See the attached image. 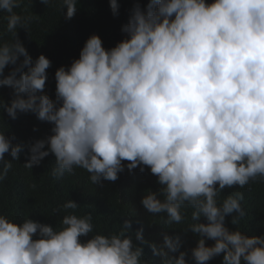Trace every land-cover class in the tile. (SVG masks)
<instances>
[{
  "label": "clouds",
  "instance_id": "obj_1",
  "mask_svg": "<svg viewBox=\"0 0 264 264\" xmlns=\"http://www.w3.org/2000/svg\"><path fill=\"white\" fill-rule=\"evenodd\" d=\"M20 6L0 0L12 34L0 42V86L12 89L0 109L11 119L33 113L52 127L44 139L16 145L0 131V181L25 147V168L51 153L54 178L81 168L94 185L115 182L125 168L147 167L161 185L141 197L148 213L166 214L171 224L183 221L182 208L193 209L185 229L196 236L192 264H209L221 253L222 264H264V235L225 224L233 213V225L245 216L243 194L231 191L264 180V0L136 3L121 28L125 38L105 49L92 34L78 58L56 69L55 99L44 91L50 60L43 54L33 60L17 37L31 20L14 11ZM109 6L117 15V0ZM59 9L71 19L77 0H60ZM226 188L230 195L218 202ZM78 206L71 199L63 204ZM181 244L179 235L167 234L159 246L150 243L127 218L119 232L103 235L93 234L91 214L70 212L59 227L0 215V264H154L144 258V245L159 264H188Z\"/></svg>",
  "mask_w": 264,
  "mask_h": 264
},
{
  "label": "trees",
  "instance_id": "obj_2",
  "mask_svg": "<svg viewBox=\"0 0 264 264\" xmlns=\"http://www.w3.org/2000/svg\"><path fill=\"white\" fill-rule=\"evenodd\" d=\"M20 2L21 6L14 11L18 15L31 17V20L26 30L17 29V37L33 60L40 54L50 60L44 91L55 99L56 69L60 66L67 67L73 59L78 58L85 41L92 34L101 38L105 49L114 47L125 38L126 34L121 28L128 22L133 5L139 3L145 8L149 0H117V15H113L109 0H77V11L71 19H65L61 13L60 0H49L48 5L41 0ZM211 2L212 0H206V3ZM7 16L8 13L0 11V42L12 40V34L7 31ZM12 67H6L5 75ZM11 99L12 89L0 86V100L8 103ZM51 127L50 123L40 121L33 113H18L16 119H11L0 109V131L14 145L44 139L51 134ZM44 150H47V145ZM28 155L25 147L19 153L18 160L12 161L13 167L7 179L0 181V215L17 223L28 218L59 227L63 216L70 212L77 216L91 214L93 234L103 235L119 232L123 219L127 218L132 222L133 232L143 228L144 239L158 246L163 243V234L179 235L182 240L180 251L187 253L186 260L188 264H192L190 249L196 245V236L185 229L192 223L193 209L189 206L182 208L183 221L171 224L166 223V214L148 213L141 204V197L146 190L158 191L161 185L147 167L143 172L139 167L132 172L125 168L115 182L102 181V185H94L89 180V173L81 168H75L73 173H65L61 178H54L51 171L55 167V157L51 153L38 166L25 168L23 164ZM5 159L12 160L7 153ZM227 189L219 194L218 202L230 195ZM231 192L243 194L241 207L245 216L236 225L231 223L232 216L236 214L227 216L226 226L230 230L239 229L248 236L264 235V180L257 178ZM68 199L75 201L78 208L65 210L63 204ZM200 222H204L203 218ZM90 236L91 234L81 239L87 240ZM133 243L139 244L134 236ZM212 243L213 241L206 240V245L210 246ZM144 254L146 260L159 264L160 258L153 257L147 245H144ZM222 259L223 253L209 261V264H222Z\"/></svg>",
  "mask_w": 264,
  "mask_h": 264
}]
</instances>
